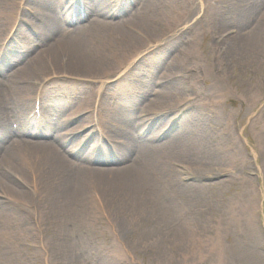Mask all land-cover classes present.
I'll return each instance as SVG.
<instances>
[{
    "label": "rangeland",
    "instance_id": "obj_1",
    "mask_svg": "<svg viewBox=\"0 0 264 264\" xmlns=\"http://www.w3.org/2000/svg\"><path fill=\"white\" fill-rule=\"evenodd\" d=\"M124 1L116 3L114 0H109V4H113L111 5L113 9L117 5L116 11L119 13L122 7L127 6L123 5ZM148 1L152 2L149 10H152L151 13L158 18L153 17V22L161 24L164 32L162 30L153 35L154 37L142 44L143 48H140L139 52L142 53L141 51L146 48L149 52L154 49L155 51L143 56L142 59L138 56L140 53L135 56L136 58L127 56V62L118 63L114 71L116 73L121 70L122 74L110 81L120 77L115 85L130 84L131 87L126 93H130L128 95L131 97V94L137 91L136 93L144 100L143 104H138L136 99L132 103L134 105L136 103L140 108L151 103L154 113L158 110L154 105L155 100L151 97L155 87L149 86L150 80L154 81V86H157L162 75L165 77L163 73L172 66L173 60L178 61V69L170 78L167 77L162 81L166 82L165 87L171 88L167 90L168 92L165 91V97L182 102L174 108L173 114H177L182 119L184 117L183 123L187 122L189 112H198L196 116L200 118L198 124L201 125L206 136L203 142L206 144L207 152L211 157L224 159L221 164L222 169H227V172L218 177L209 176L203 181L206 187L200 191V222L195 230L186 232L184 231L186 228L183 229V219L173 220L175 226L170 227L169 233L177 239L176 241L186 239L189 244L180 246L178 244L180 241L172 243L171 235L162 230L161 233L159 231L156 233H160L159 238L166 242L153 245L146 236L154 237V231L146 224L142 226L138 224L136 218L141 219L140 216L131 218L133 209L126 199L117 198V203L107 198L105 203L109 211L100 207L93 209V214L89 213L90 217L86 219L80 214V210L78 215L82 220L66 216L67 213L62 211L61 202L55 204L58 212L50 214L47 209L49 207L47 199L38 193V189H33L27 180L18 177L10 184L13 192H8L4 185H0V264H264V154L262 153L264 55L257 54V51L252 52L251 56L250 49L243 46L237 48L247 57L240 55L237 59V56H233L234 51L231 56L234 60L237 59L236 61L227 62L225 57L221 58L223 52L227 51V47L221 45L224 43V38L233 37V45L236 41L241 46V43L246 44L250 41L249 38L259 26L260 28L264 26V0ZM52 3L55 6L65 4L60 0H53ZM39 10L37 9L36 12H43ZM177 13L180 15L179 18ZM16 14L18 13L13 15ZM25 14H22L23 18ZM31 19L20 23L25 29L23 33L19 32L20 28L17 29L19 24L9 29L7 24L2 33L0 32V40L2 37L4 39L0 42V59L3 58L7 41L12 36L17 37V33H20V38L15 39L14 45L16 46L21 39L23 45L20 49H16L17 58L6 65L4 73L7 75L12 76L23 67L22 59L26 61L31 59L34 50L41 51V46L44 44L42 39L45 35H42L39 29L38 31L33 29L36 22ZM1 20L0 17V28L4 22ZM107 21L116 20L112 18ZM27 23L33 30L25 27ZM81 23L85 24V22ZM159 24H155L154 30L150 32H157V27H161ZM78 25L79 23L66 29L75 33ZM219 25L223 28L216 31L215 27ZM160 41L162 47L158 45ZM65 78L67 77L60 76L52 80L55 86L51 90L60 92L56 95L59 104L55 101L48 102V97L43 101L48 106L41 122L45 123L43 121L49 118L50 122L57 124L58 130L62 127L63 113L68 111L70 115L72 111H78L77 116L82 114L85 116L86 112L82 104L89 98V91L91 93L92 90L94 93L96 91L94 87L99 86L84 83V86L89 87L87 89L80 84H72L74 78L61 80ZM79 85L82 87H78ZM116 87L117 85L104 95L103 103L99 104L98 108L97 104L94 106L92 123L89 124L87 131L88 136H85L86 131L83 130H73L71 134L74 139L77 138L73 150L85 153L87 156L86 161L80 162V165L85 163L83 167L89 168L88 156L92 150L103 148L100 139L104 130L101 122H97V119L101 121L102 118L98 112L102 105L116 106L118 100L113 94L116 92ZM215 88L220 92L214 91ZM49 106L52 108L48 109ZM34 107L36 109H33V112L37 111V105ZM162 113L160 111L156 114ZM222 114L226 117L220 116ZM32 115L33 113L29 116L25 115L27 122L31 121ZM166 115L165 120H171L173 117L169 113ZM226 121L231 124L232 129H230L238 141V145L236 143L238 152L235 157L231 156L232 145L224 130ZM114 126L117 128L115 124ZM142 148L145 156H149V150L144 146ZM173 162L176 164L178 161L174 159ZM4 175L7 179V173ZM184 183L189 184V179H185ZM16 190L28 192L31 195L30 200H23L14 193ZM33 191L38 193L37 199H34ZM92 191L88 192V196L94 205L92 196L95 194ZM71 205L74 209H78L75 203ZM111 218L118 219L119 226H125L124 221L127 218L133 219V225L128 229L126 227L125 234L121 236ZM22 226L28 230L23 229ZM181 230H183L182 234H180ZM61 253L64 259L60 258Z\"/></svg>",
    "mask_w": 264,
    "mask_h": 264
},
{
    "label": "bare ground",
    "instance_id": "obj_2",
    "mask_svg": "<svg viewBox=\"0 0 264 264\" xmlns=\"http://www.w3.org/2000/svg\"><path fill=\"white\" fill-rule=\"evenodd\" d=\"M52 1L0 0V15L4 13L0 16L1 21H4L0 28L1 33L7 24V29L19 24L17 29L20 28L19 32L23 33L25 29L20 23L24 20L30 21L29 19L32 18V21L38 23H35L33 29L35 31L39 29L41 34L45 35L42 39L44 44L41 43V51L34 50L33 57L27 61L23 58L24 66L12 76L5 74L4 69L9 61L17 58L16 49L23 47L22 39L16 46L14 45L15 39L20 38V33L7 41L3 58L0 59L2 62L0 64V185H4L8 192H13V189H10L13 180L16 181L18 177L27 180L33 189H38V193L47 199L49 205L47 209L50 214L58 212L55 204L61 202L62 211L67 213L66 216L77 217L80 220H82L78 215L80 210V214L86 219L90 217L89 213L93 214V209L100 207L109 211L105 203L107 198L117 203L118 200L126 199L133 209L132 217H129L140 216L141 219L136 218L138 224L140 226L146 224L154 231V237L146 236L153 245L166 242L159 238L160 233L162 230L171 232L170 227L175 226L173 224L175 219H183V229L186 228L184 231L195 230L200 222V191L206 187L203 181L209 176L218 177L227 172V169H222L221 164L224 159L211 157L207 152L206 144L203 142L206 136L201 125L198 124L200 118L196 116L198 112H189V121L187 119V122L183 123L184 117L182 119L177 114H173L174 108L182 102L165 97V91L171 88L165 87L166 82L162 81L167 77L170 78L178 69L177 60H173L172 66L166 69L163 73L165 77L162 75L157 86H154V81L150 80L149 86L155 87L151 97L155 100L154 105L157 106L158 111L153 113L151 103L144 108H140L136 103L134 105L132 102L135 99L138 104L144 100L137 91H134L131 97L128 95L130 93H126L131 87L130 84L117 83L116 92H113L115 99L118 100L116 106L102 105L98 112L102 118L101 121L97 119V122H101L104 130L100 139L103 148L89 153V168L83 167L85 163L80 165V162L87 159L85 153L73 150L77 138L74 139L71 134L75 130H83L86 131L85 136H88L87 131L89 124L92 123L94 106L97 104L98 108V105L103 103L104 95L113 89L116 81L120 79L119 77L110 81L122 74L121 70L114 72L118 63L127 62V56L136 58L140 48H143L142 44L164 29L161 24L153 22L154 18H158L151 13L152 10H149L152 2L125 0L123 5L128 7H122L118 13L113 10V4L111 6L109 0H60L65 3L62 8L64 12L60 15ZM120 1L114 0L116 3ZM21 9L23 10L19 13ZM37 9L43 12L37 13ZM15 13L18 14L13 15ZM22 14H25V18ZM179 17L177 13V18ZM112 18L116 21H107ZM78 23L80 24L75 33L64 27L67 24ZM155 24L161 27H157V32L151 33L150 30H154ZM29 26L31 25L28 23L25 25L27 29L30 28ZM222 28L219 25L215 30ZM224 39L221 45L224 44L227 51L223 52L221 58L225 57L227 62L236 61L240 55L247 57L245 53L239 52L237 47L246 46L250 49L251 56L252 52L257 51V54L264 55V26L262 28L259 26L249 38L250 41L246 44L242 41L241 46L236 41L233 45V37ZM3 40L2 37L0 42ZM158 45L161 46V41ZM7 50L8 52L5 53ZM154 51L155 49L149 52L146 48L138 56L142 59L143 56ZM231 54L237 56V59L234 60ZM60 76L67 77L61 80L74 78L72 84H80L87 89L89 87L84 86V83L99 86L94 87L96 89L94 93L92 90L91 93L89 91V98L82 104L86 112L85 116L83 114L77 116L78 111H72L70 115L68 111L63 113L62 127L58 130L57 124L50 122L49 118L43 121L45 123L41 121L48 106L43 102L47 97L48 102L55 101L59 104L56 95L60 92L56 93L55 89V91L51 89L55 86L53 78ZM80 85L78 87H82ZM214 91L220 92L218 88ZM53 92L54 95L50 96ZM34 105H37V111L33 112V109H36ZM51 108L49 106L48 109ZM160 111L163 113L156 114ZM32 113L31 121L27 122L25 115L29 116ZM166 113L173 115L171 120L174 118L175 120L173 122L170 119L165 120ZM220 116L226 117L225 114ZM167 123L170 124L169 127ZM230 128L231 124L226 121L224 130L232 145L231 156L235 157L238 152V141ZM143 146L149 150L151 156H145L142 151ZM103 149L107 150L103 153L104 156H102ZM262 153L264 154V142ZM174 159L178 161L176 164L173 162ZM185 179H189L190 183L185 184ZM90 190L95 194L92 193L94 205L88 196ZM33 192L34 199H37L38 193ZM14 193L23 200H30L31 195L24 190H16ZM72 203H75L78 209H74ZM133 219L127 218L124 221L125 226H119L116 218L112 221L119 234L123 236L133 225ZM23 229L28 230L25 226ZM158 231L160 233H156ZM169 235L173 238L170 240L172 243L180 241L178 243L180 246L189 244L186 239L176 241L172 234ZM156 250L160 251L159 248ZM60 258H65L63 253L60 254Z\"/></svg>",
    "mask_w": 264,
    "mask_h": 264
}]
</instances>
